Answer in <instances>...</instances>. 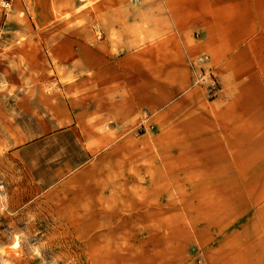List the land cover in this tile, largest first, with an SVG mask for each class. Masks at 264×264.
I'll list each match as a JSON object with an SVG mask.
<instances>
[{
  "label": "rangeland",
  "instance_id": "obj_1",
  "mask_svg": "<svg viewBox=\"0 0 264 264\" xmlns=\"http://www.w3.org/2000/svg\"><path fill=\"white\" fill-rule=\"evenodd\" d=\"M95 4L137 0H11L0 7V264H199L188 233L169 232L168 191L151 187L152 112L109 117L99 105L77 117L72 97L87 96L92 70L73 58L74 39L101 48L125 42L131 52L152 39L141 33L150 22L136 24L134 12L118 35L104 23L114 14L94 12ZM41 6L53 15L44 28L35 22ZM206 61L198 57L194 83L213 98L217 75ZM138 70L128 61L129 78ZM58 95L67 102H54Z\"/></svg>",
  "mask_w": 264,
  "mask_h": 264
},
{
  "label": "crops",
  "instance_id": "obj_2",
  "mask_svg": "<svg viewBox=\"0 0 264 264\" xmlns=\"http://www.w3.org/2000/svg\"><path fill=\"white\" fill-rule=\"evenodd\" d=\"M92 8L114 14L104 23L118 35L128 28L125 14L136 13V24L150 22L141 33L152 39L135 52L125 42L101 48L74 39L73 58L92 70L87 96L72 97L77 117L99 105L109 117L149 109L157 126L151 187L171 197L169 232L188 233L199 264H264V0H137ZM38 12L36 26L53 23L48 7ZM200 55L217 75L213 98L194 83ZM128 61L139 69L130 78ZM54 102L67 100L58 95Z\"/></svg>",
  "mask_w": 264,
  "mask_h": 264
},
{
  "label": "built area",
  "instance_id": "obj_3",
  "mask_svg": "<svg viewBox=\"0 0 264 264\" xmlns=\"http://www.w3.org/2000/svg\"><path fill=\"white\" fill-rule=\"evenodd\" d=\"M10 2H11V0H10V1H8V0H0V7L5 8V5L10 4ZM3 39H4V31H3L2 29H0V50H1V45H2V43H3ZM201 77H202V82H203L204 80H206L204 74H202ZM198 81H199V80H198Z\"/></svg>",
  "mask_w": 264,
  "mask_h": 264
}]
</instances>
